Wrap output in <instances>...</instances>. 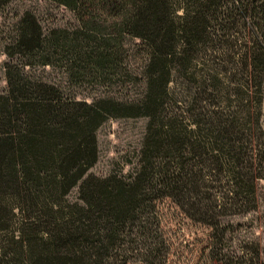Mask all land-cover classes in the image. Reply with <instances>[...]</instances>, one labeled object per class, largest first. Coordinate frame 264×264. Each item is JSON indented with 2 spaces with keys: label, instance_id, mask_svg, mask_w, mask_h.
<instances>
[{
  "label": "trees",
  "instance_id": "trees-1",
  "mask_svg": "<svg viewBox=\"0 0 264 264\" xmlns=\"http://www.w3.org/2000/svg\"><path fill=\"white\" fill-rule=\"evenodd\" d=\"M54 1L77 26L44 32L24 10L4 46L0 264H263L258 244L228 247L224 218L253 209L264 180V0ZM124 36L145 55L139 97L77 98L29 71L104 80ZM111 116H146L145 131L132 171L97 175ZM164 209L194 235L173 239Z\"/></svg>",
  "mask_w": 264,
  "mask_h": 264
},
{
  "label": "rangeland",
  "instance_id": "rangeland-1",
  "mask_svg": "<svg viewBox=\"0 0 264 264\" xmlns=\"http://www.w3.org/2000/svg\"><path fill=\"white\" fill-rule=\"evenodd\" d=\"M24 10H29L36 16L44 32L51 27L72 28L78 25L74 12L54 0H8L7 3L0 5V91L6 87L4 63L10 59L4 51V46L14 32V23L18 15ZM137 41V38L123 37L122 42L126 50L122 66L118 68V73L109 75L104 80L90 77L75 79L70 76L64 66L59 64L33 65L29 67V71L32 75L58 84L65 94L74 95L77 98L90 100L100 95L117 99L139 97L144 88L142 68L145 55L136 45ZM126 71H130L134 76L128 77ZM146 121V116H111L105 119L96 130L98 155L88 171L97 175H106L111 171L120 173L132 171L136 164ZM261 122L264 129V93ZM77 195L78 186H74L69 191L68 198L73 200L77 198ZM164 212L167 214H163L165 216L163 223L165 228H171L173 239L180 241L194 235L193 232L196 231L192 232L189 225L184 226L182 223L184 230L179 231L176 221H170V218L175 216L174 212L168 213L167 209H164ZM224 220L233 224V229L226 235L228 247L231 250H238L242 246L250 247L258 244L264 260V180L257 181L256 206L246 212L228 215ZM183 244L176 243V246L183 247ZM177 264H183V262H177Z\"/></svg>",
  "mask_w": 264,
  "mask_h": 264
}]
</instances>
